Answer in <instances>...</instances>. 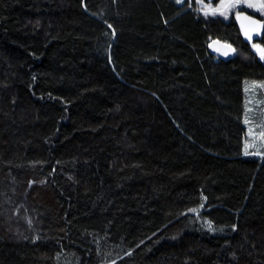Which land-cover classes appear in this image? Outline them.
Returning <instances> with one entry per match:
<instances>
[{"label": "trees", "instance_id": "1", "mask_svg": "<svg viewBox=\"0 0 264 264\" xmlns=\"http://www.w3.org/2000/svg\"><path fill=\"white\" fill-rule=\"evenodd\" d=\"M254 81L235 16L0 0V264H264Z\"/></svg>", "mask_w": 264, "mask_h": 264}, {"label": "rangeland", "instance_id": "2", "mask_svg": "<svg viewBox=\"0 0 264 264\" xmlns=\"http://www.w3.org/2000/svg\"><path fill=\"white\" fill-rule=\"evenodd\" d=\"M185 1L196 6L197 9L204 14H213V9L224 10L221 0L216 4L209 3L207 0H181L180 4H183ZM241 10L255 13L264 19V15H262L260 11L255 8H248L243 4L227 10L225 15H221L219 11H217L215 15H220L226 21H229ZM253 45H259L261 48H264V46L258 42ZM254 50L261 57L259 51L256 48H254ZM244 125L248 134L246 150H252L253 153L264 157V82L254 81L246 84V112ZM70 264H76V262Z\"/></svg>", "mask_w": 264, "mask_h": 264}, {"label": "water", "instance_id": "3", "mask_svg": "<svg viewBox=\"0 0 264 264\" xmlns=\"http://www.w3.org/2000/svg\"><path fill=\"white\" fill-rule=\"evenodd\" d=\"M209 3H215L217 0H207ZM243 13L245 16H251L253 19L256 20H261L260 18L248 13L247 11H240L239 13ZM236 14L235 16V21L240 29L242 38L244 40L245 43L247 44H254L255 42L262 40L264 38V29H260V34L257 35L255 31L251 32V40H249L246 35H245V30L249 29L250 26L248 21L242 19V18H237L238 14ZM262 22H264L263 20H261ZM226 45H230L231 47H225ZM209 52L213 55H215L217 58L228 61V60H232L235 59L237 56V50L236 48L231 45V44H227L221 40L215 39L212 40L209 44ZM227 52V55H225L224 53Z\"/></svg>", "mask_w": 264, "mask_h": 264}, {"label": "snow or ice", "instance_id": "4", "mask_svg": "<svg viewBox=\"0 0 264 264\" xmlns=\"http://www.w3.org/2000/svg\"><path fill=\"white\" fill-rule=\"evenodd\" d=\"M181 0H177V3H180ZM223 11L220 9H213V14H215L217 11L220 12L221 15H225L227 10L231 8H235L241 4L247 6L248 8H255L256 10L260 11L262 15H264V0H221ZM238 19L242 18L246 21H248L250 26L249 29L245 30L246 37L251 40V32L255 31L257 35L260 34V29H264V22L261 20L253 19L251 16H245L242 12L238 14ZM225 47L230 48V45H226ZM254 48H256L259 53L261 54V59H264V48H261L259 45H253ZM227 55V52L224 53ZM195 211V210H191ZM209 227L211 228V224H209Z\"/></svg>", "mask_w": 264, "mask_h": 264}]
</instances>
